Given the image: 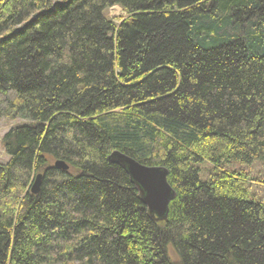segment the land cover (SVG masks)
<instances>
[{
    "label": "trees",
    "instance_id": "1",
    "mask_svg": "<svg viewBox=\"0 0 264 264\" xmlns=\"http://www.w3.org/2000/svg\"><path fill=\"white\" fill-rule=\"evenodd\" d=\"M3 116L0 264H264V199L223 168L264 167V0H0ZM113 151L167 168L165 218Z\"/></svg>",
    "mask_w": 264,
    "mask_h": 264
},
{
    "label": "water",
    "instance_id": "2",
    "mask_svg": "<svg viewBox=\"0 0 264 264\" xmlns=\"http://www.w3.org/2000/svg\"><path fill=\"white\" fill-rule=\"evenodd\" d=\"M110 159L124 167L129 173L132 181L140 191L143 203L151 213L165 218L171 200L175 197L176 191L168 181V170L162 166H149L135 158L113 151ZM55 166L61 169H68V164L63 160H57ZM42 175L38 174L31 186V191L37 193L40 189Z\"/></svg>",
    "mask_w": 264,
    "mask_h": 264
},
{
    "label": "rangeland",
    "instance_id": "3",
    "mask_svg": "<svg viewBox=\"0 0 264 264\" xmlns=\"http://www.w3.org/2000/svg\"><path fill=\"white\" fill-rule=\"evenodd\" d=\"M109 16L113 18L119 19L120 17L125 15V12L122 10L120 6H113L108 11ZM25 120L20 118H10L7 116H3L0 118V162L5 163L9 160V155L5 151L3 145V137L4 135L14 126L18 125ZM200 178L202 181H208L210 178V174L213 170V166L210 163H201L200 165ZM224 169H236L242 168L246 172H248L249 182L247 183V187H249L252 195L264 199V167L261 164V161H255L251 164H242L239 162L233 163L231 165H227L223 167ZM220 169V168H219ZM263 181V182H262Z\"/></svg>",
    "mask_w": 264,
    "mask_h": 264
}]
</instances>
